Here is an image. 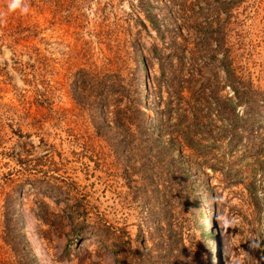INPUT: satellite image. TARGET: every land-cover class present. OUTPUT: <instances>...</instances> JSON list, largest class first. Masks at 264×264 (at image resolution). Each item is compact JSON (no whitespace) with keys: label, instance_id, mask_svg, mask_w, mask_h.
<instances>
[{"label":"rangeland","instance_id":"374dc122","mask_svg":"<svg viewBox=\"0 0 264 264\" xmlns=\"http://www.w3.org/2000/svg\"><path fill=\"white\" fill-rule=\"evenodd\" d=\"M7 3L0 264H264V0Z\"/></svg>","mask_w":264,"mask_h":264},{"label":"clouds","instance_id":"9594fccd","mask_svg":"<svg viewBox=\"0 0 264 264\" xmlns=\"http://www.w3.org/2000/svg\"><path fill=\"white\" fill-rule=\"evenodd\" d=\"M17 10L22 13H27L28 8L25 4V0H8L7 11L11 13L16 12Z\"/></svg>","mask_w":264,"mask_h":264},{"label":"trees","instance_id":"16d2710c","mask_svg":"<svg viewBox=\"0 0 264 264\" xmlns=\"http://www.w3.org/2000/svg\"><path fill=\"white\" fill-rule=\"evenodd\" d=\"M26 246H28V247L24 246V247H21L22 248L21 250L20 249L16 250L17 255H19V256L21 255V256H25V257L27 256V257H29L30 260H35L36 257L32 255L31 248H30L29 244L27 243Z\"/></svg>","mask_w":264,"mask_h":264},{"label":"bare ground","instance_id":"6f19581e","mask_svg":"<svg viewBox=\"0 0 264 264\" xmlns=\"http://www.w3.org/2000/svg\"><path fill=\"white\" fill-rule=\"evenodd\" d=\"M28 219V218H27ZM29 228V227H28ZM30 228H32V227H30ZM31 234H32V232H31ZM39 246V245H38ZM41 251V250H40Z\"/></svg>","mask_w":264,"mask_h":264}]
</instances>
